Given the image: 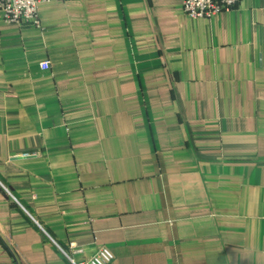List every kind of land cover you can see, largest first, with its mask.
Instances as JSON below:
<instances>
[{
  "label": "crops",
  "instance_id": "1",
  "mask_svg": "<svg viewBox=\"0 0 264 264\" xmlns=\"http://www.w3.org/2000/svg\"><path fill=\"white\" fill-rule=\"evenodd\" d=\"M39 13L0 11V264H264V0Z\"/></svg>",
  "mask_w": 264,
  "mask_h": 264
},
{
  "label": "built area",
  "instance_id": "2",
  "mask_svg": "<svg viewBox=\"0 0 264 264\" xmlns=\"http://www.w3.org/2000/svg\"><path fill=\"white\" fill-rule=\"evenodd\" d=\"M46 0H0V11L2 18L8 23L33 22L36 26L42 27L39 13L40 3ZM242 0H183L184 12L193 18H215L220 13L234 9ZM42 68H48L50 61L41 63ZM62 253L68 259L69 264H108L113 255L107 247H102L95 255L88 259L77 260L74 255L81 249L72 245L71 249H63Z\"/></svg>",
  "mask_w": 264,
  "mask_h": 264
}]
</instances>
